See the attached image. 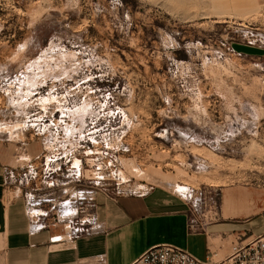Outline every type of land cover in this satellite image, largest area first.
<instances>
[{
  "label": "rangeland",
  "instance_id": "obj_1",
  "mask_svg": "<svg viewBox=\"0 0 264 264\" xmlns=\"http://www.w3.org/2000/svg\"><path fill=\"white\" fill-rule=\"evenodd\" d=\"M259 44L264 0H0V143L33 220L78 232L151 191L204 229L264 214V56L237 49Z\"/></svg>",
  "mask_w": 264,
  "mask_h": 264
},
{
  "label": "crops",
  "instance_id": "obj_2",
  "mask_svg": "<svg viewBox=\"0 0 264 264\" xmlns=\"http://www.w3.org/2000/svg\"><path fill=\"white\" fill-rule=\"evenodd\" d=\"M237 49L246 55L264 56V44L239 45ZM6 150L0 143V264H131L163 243L201 260H219L232 245L264 232L262 213L212 223L208 229L198 224L193 227L188 208L160 191L116 201L101 196L97 199L98 218L78 232L74 222L35 221L22 189L11 187Z\"/></svg>",
  "mask_w": 264,
  "mask_h": 264
},
{
  "label": "built area",
  "instance_id": "obj_3",
  "mask_svg": "<svg viewBox=\"0 0 264 264\" xmlns=\"http://www.w3.org/2000/svg\"><path fill=\"white\" fill-rule=\"evenodd\" d=\"M190 223L194 227V221ZM131 264H264V232L232 245L231 252L219 260H201L187 250L163 243L149 248Z\"/></svg>",
  "mask_w": 264,
  "mask_h": 264
},
{
  "label": "bare ground",
  "instance_id": "obj_4",
  "mask_svg": "<svg viewBox=\"0 0 264 264\" xmlns=\"http://www.w3.org/2000/svg\"><path fill=\"white\" fill-rule=\"evenodd\" d=\"M234 1H235V0H234ZM237 1H238V0H237ZM257 7H258V6H257ZM203 161H204V160H203ZM65 212H66V210H65ZM65 212H64V213H65ZM71 213H72V212H71ZM71 213H70V214H71ZM66 214H67V212H66ZM72 216H73V215H72ZM71 218H72V217H71Z\"/></svg>",
  "mask_w": 264,
  "mask_h": 264
}]
</instances>
